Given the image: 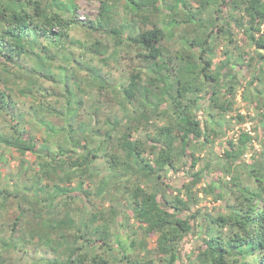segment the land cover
I'll use <instances>...</instances> for the list:
<instances>
[{"label": "trees", "instance_id": "1", "mask_svg": "<svg viewBox=\"0 0 264 264\" xmlns=\"http://www.w3.org/2000/svg\"><path fill=\"white\" fill-rule=\"evenodd\" d=\"M76 7L0 0V163L17 158L0 170V264H264V158L242 168L243 130L216 161L198 153L243 119L233 72L254 62L226 49L212 67L214 21L246 25L260 64L264 1L101 0L90 20ZM263 77L247 81L257 109Z\"/></svg>", "mask_w": 264, "mask_h": 264}, {"label": "rangeland", "instance_id": "2", "mask_svg": "<svg viewBox=\"0 0 264 264\" xmlns=\"http://www.w3.org/2000/svg\"><path fill=\"white\" fill-rule=\"evenodd\" d=\"M205 1V0H204ZM219 2V0H215ZM264 1V0H263ZM101 0H76V10L75 14L83 19V20H90L94 19L97 12L98 7ZM213 15L212 8L207 6V9L205 11H201L198 14L199 19H206ZM238 17H241L239 14H237ZM226 17H221V19H218L215 25H220L222 28V31H219L215 40V49H214V59L212 62V67L218 68V61L223 57L222 53L224 50L229 49V54L232 55L233 58H236L238 53L242 52V60L244 64H248V57L251 56L254 59V62L247 66H239L235 67L233 74H235L234 78L232 79V82L236 86V94L234 98V110H232L229 115L235 116V114L238 112L243 116V119H237L236 117L231 119L230 121V127L225 126V134L221 138H217L213 144H210L209 146L204 147L202 150L198 151L199 155H203L205 157L212 158L214 161H216V155L221 152L225 146H226V138L231 137L233 142H236L240 131L246 132L250 139L246 143V151L244 154L240 157L241 160V166L242 168L249 170V167L247 166L248 163H251L252 165H255L258 160L261 158H264V108L257 109L255 108V101L254 98L256 89L252 87H248L247 81L252 79L253 77H261L264 76V61L260 64L257 63V60L255 58V48L253 43H251V40L249 38V30H247L246 25H235L234 22H231L230 25L226 24ZM226 25L227 27H230V38L232 39V42H229L228 36H226ZM150 26V25H148ZM165 29L167 31V41H173L175 38H178L179 35H181L182 29H183V23H180L178 25V28L176 31H173L168 27L167 24H165ZM263 25L260 26L259 33L262 32ZM73 35L76 34L79 38H84V33L82 30H76L72 31ZM259 33H256L255 36H258ZM114 61H111V64H113ZM118 67H114L115 69H122L124 71H129V69L133 66L132 61H124V63L117 64ZM262 70L259 72V67ZM114 70V69H113ZM116 74V70L113 71ZM264 78V77H263ZM255 85H258L257 82ZM258 87L261 89L263 88V84L259 83ZM264 91V90H263ZM220 94V92H218ZM220 98H225L226 94H220ZM255 102V103H254ZM206 114L202 115V118H205ZM228 117V115H227ZM210 146L212 148H210ZM211 149L213 150L211 153ZM15 153L8 156L6 154V161L1 162L0 165L2 166L0 168L1 173L4 174V172L14 170L16 168V162L17 158L15 157ZM29 160H31V156H28ZM256 160V161H255ZM213 175V173H211ZM172 178V177H171ZM227 178V177H226ZM204 183L202 182L201 185ZM72 187L71 193L73 195H76V198L78 199L80 196V192L77 187V183L74 181L70 185ZM201 195V194H200ZM79 205H81V202L77 201ZM108 203L105 202V206ZM222 204L220 199H213L211 195H207L205 197V201L201 202L199 206H202L205 210H208L213 212V208H219V205ZM95 207V209H97ZM85 209L84 207L82 208ZM154 239H151L148 243V247H152L154 244ZM200 240L196 239H190L187 241L186 246L190 247L191 249L194 247L196 242H199Z\"/></svg>", "mask_w": 264, "mask_h": 264}]
</instances>
